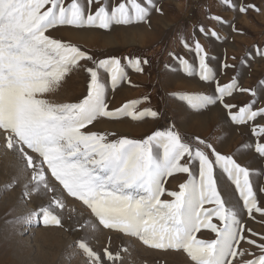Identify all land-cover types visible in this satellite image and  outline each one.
<instances>
[{"label":"snow or ice","instance_id":"obj_1","mask_svg":"<svg viewBox=\"0 0 264 264\" xmlns=\"http://www.w3.org/2000/svg\"><path fill=\"white\" fill-rule=\"evenodd\" d=\"M223 2L226 6L229 4V0ZM93 3L95 0H87V5L83 0H73L65 7L63 0H0V127L14 133L15 144L14 137L9 136L8 147H17L32 169L30 190L45 196L55 192L45 176L43 164L46 162L51 176L71 196L83 201L106 228L138 236L152 248L183 249L195 264H233L237 256L240 260L235 264H264V254L247 260L244 259L247 251L237 250L239 241L247 240L242 221L235 208L226 207L214 176V166L218 165L234 181L248 213L261 212L264 205L257 206L248 167L241 166L231 155L220 154L213 143L182 135L171 119L170 126L146 139L108 140L105 135L88 130L87 126L101 117L130 116L139 121L164 116L163 111L151 106L148 95L115 110H109L106 101L105 74L111 89L115 90L129 80L127 69L143 73L145 66L150 65L148 58L98 59L79 46L45 34L58 25L110 29L112 25L147 22L153 9L161 10L155 0H146V3L131 0V8L123 2L114 7L99 6L94 12L91 11ZM46 4L51 7L41 12ZM233 6L240 11L249 7L234 3ZM215 19L220 21L221 18ZM197 30L205 36L221 39L215 31L209 32L205 27ZM182 46L198 57L200 80L214 83L216 73L209 65L216 57L210 55L195 36L191 38V46L189 43ZM169 55L180 61L184 73L193 75V65L187 59L178 53ZM81 61L86 63L81 64ZM172 67L170 62L165 63L163 71L168 73ZM223 67L230 65L224 63ZM81 69L89 75V84L79 102L59 103L44 98L63 86L67 74ZM261 87L264 88V84ZM238 88L241 92L248 91L234 81L226 86L215 84L214 93L181 96L180 99L187 100L193 108L219 103L229 110L231 121L237 125L254 122L257 117L264 119V106L255 110L261 103L257 99L261 93L255 90L247 105L232 114L234 105L226 102V98L232 97ZM142 102L148 106L137 111ZM253 131L264 136V127ZM153 145L163 147L162 157L153 154ZM24 146L36 154L35 159L41 161L39 167ZM255 151L264 156V143L256 144ZM210 155L214 159H210ZM192 162H198V180L193 176L181 186V191L167 193L174 200H162L166 178L173 173L192 175ZM53 203L61 206L60 199L52 196L48 206L39 210L44 225H61V220L53 214ZM205 204L215 207L205 208ZM213 216L223 222L222 227L211 222ZM20 222L31 223V219L23 217ZM202 226L210 228L217 238L198 240L196 233ZM247 242L255 244L254 240ZM81 247L99 264L96 252L87 244ZM259 247L264 253V244ZM108 257L115 258L111 253Z\"/></svg>","mask_w":264,"mask_h":264},{"label":"rangeland","instance_id":"obj_2","mask_svg":"<svg viewBox=\"0 0 264 264\" xmlns=\"http://www.w3.org/2000/svg\"><path fill=\"white\" fill-rule=\"evenodd\" d=\"M71 2L73 0H63L65 7ZM83 2L87 5V0ZM122 2L131 8V0H95L91 11L94 12L99 6H118ZM137 2L146 3V0ZM155 3L161 10L157 12L153 9L147 22L112 25L110 29L58 25L45 33L50 38L61 39L63 43L79 46L81 50L98 59L110 56H140L150 60V65L145 66L143 73L127 69L129 80L121 83L115 90L111 89L105 74L106 101L109 110H115L126 102L142 100L148 95L151 98V106L163 111L164 116L139 121L130 116L115 119L101 117L92 125H88V130L105 135L108 140L146 139L157 130H165L170 126L171 119L175 121L176 129L182 135L199 137L213 143L220 154L231 155L241 166L248 167L257 206L264 205V191L261 190L264 189V156L255 151L256 144L264 143V136L253 131L264 127V119L257 117L254 122L237 125L231 121L229 110L219 103L207 108H193L187 100L180 99L181 96L211 94L215 91V84L226 86L235 81L248 91L241 92L238 88L232 97L226 98V102L234 105L232 114H235L239 107L247 105L254 90L261 93V96L257 97L261 103L255 110L258 111L259 107L264 106V88L261 87L264 84V55H261L264 51V0H229L227 6L223 0H155ZM233 3L249 7L246 11H240ZM49 7L51 4H46L41 12ZM215 17H220V21ZM199 27H205L209 32L215 31L221 39L205 36L197 30ZM193 36L210 55L216 57L209 65L216 73L214 83L200 80L198 57L182 46L184 43L191 46ZM120 39L127 42H121ZM170 53H178L180 57L187 59L193 65V75L184 73L180 61L170 57ZM169 62L173 67L165 73L163 65ZM224 63L230 67L224 68ZM88 84L89 75L84 70L73 71L66 75L62 87L44 98L59 103L79 102L86 95ZM147 106V103L142 102L137 106V111ZM0 136L6 139L7 149L13 156L12 160H6L5 155H0V264H96L81 247L82 244H87L99 255V264H195L183 249L152 248L138 236L106 228L83 201L71 196L59 181L51 176L46 162L43 164L45 176L50 186L55 188V192L45 196L31 191L32 184L28 182L32 169L28 167L26 159L17 147H8V138L14 137V133L0 127ZM13 143L15 144V137ZM24 147L28 154L34 156V164L39 167L41 161L35 159L36 154ZM153 154L162 157L163 147L153 145ZM210 159H214V156L210 155ZM14 163H17V166ZM21 164L28 171L22 168ZM191 172L192 175L173 173L167 177L166 191L161 199L174 200L168 192L181 191V186L188 183L193 176L198 180V162H192ZM214 176L226 207L238 211L244 229L243 235L247 240L255 241V244H249L247 240L242 239L237 245V250L247 251L244 259H257L264 254L259 247L264 244V209L249 214L234 181L218 165L214 166ZM52 196H57L61 202V206L52 204L53 214L61 220V225H44L42 222L39 210L42 206H48ZM204 207L214 208L215 205L205 204ZM23 217L34 218L28 225L20 222ZM211 222L218 227L223 224L215 216L211 217ZM196 238L212 241L217 236L210 228L202 226L196 233ZM109 253L115 258L109 259ZM238 260L240 257H235L233 264Z\"/></svg>","mask_w":264,"mask_h":264},{"label":"bare ground","instance_id":"obj_3","mask_svg":"<svg viewBox=\"0 0 264 264\" xmlns=\"http://www.w3.org/2000/svg\"><path fill=\"white\" fill-rule=\"evenodd\" d=\"M262 16H264V15H262ZM264 25V24H263ZM262 25V26H263ZM254 26V25H253ZM134 39V38H133ZM121 40V39H120ZM124 40V39H123ZM123 40H121V42L123 41ZM128 41H129V39H127ZM119 41V40H118ZM121 42H120V44H121ZM124 42H125V40H124ZM127 42V41H126ZM125 42V43H126ZM134 42V41H133ZM146 42H148V41H146ZM145 42V43H146ZM136 43V42H135ZM160 45V44H159ZM142 46V45H141ZM144 48H146V47H144ZM132 49V48H131ZM134 49V48H133ZM137 49V48H136ZM135 50V49H134ZM130 51H132V50H130ZM163 69V68H162ZM71 78V77H70ZM70 80V79H69ZM69 85V84H68ZM71 85V84H70ZM73 99H75V97L73 98ZM202 124L204 125V123L202 122ZM207 124V123H206ZM204 127V126H203ZM206 127H207V125H206ZM212 127V126H211ZM200 131H202V130H200ZM203 131H207V130H204L203 129ZM6 133V132H5ZM2 134V133H1ZM3 134H4V132H3ZM7 134V133H6ZM6 136V135H5ZM220 136V135H219ZM1 137V136H0ZM2 154L3 155H5V157H6V160H12V155H11V153L9 152V150L7 149V146H6V139L4 138V136L2 137V138H0V155H1V157H2ZM19 159V158H18ZM19 161V160H18ZM5 162H7V161H5ZM19 163V162H18ZM5 164V163H4ZM15 164V163H14ZM24 164V163H23ZM16 166H17V163L15 164ZM7 167H9L10 168V165H6ZM13 166V165H12ZM21 166H22V164H21ZM24 166V165H23ZM22 166V168H24ZM6 167V168H7ZM18 167H20V166H18ZM4 168H5V166H4ZM5 168V169H6ZM9 168L7 169L8 170V172H10L9 171ZM16 169V168H15ZM24 169H26V168H24ZM27 170V169H26ZM19 171V170H18ZM21 171V170H20ZM19 171V172H20ZM28 171V170H27ZM22 172V171H21ZM30 172V171H29ZM1 173V172H0ZM4 173V172H3ZM11 173H13V172H11ZM10 173V174H11ZM7 174V173H6ZM17 174V173H16ZM20 174V173H19ZM21 175V174H20ZM29 175H30V173H29ZM18 176V175H17ZM24 176V175H23ZM26 176V175H25ZM27 177V176H26ZM28 177H30V176H28ZM10 178V177H9ZM12 178V177H11ZM15 178V177H14ZM20 179H21V177H19ZM23 178V177H22ZM17 179V178H16ZM29 179V178H28ZM30 179H31V177H30ZM12 183V182H11ZM24 183V182H23ZM29 183V182H28ZM25 184V183H24ZM24 186V185H23ZM53 186V185H52ZM27 187V186H26ZM21 188V187H20ZM28 192V191H27ZM28 194V193H27ZM34 218V217H33ZM32 217H30V219H31V222H32V219H33ZM28 225L30 224V223H27ZM27 226V225H26ZM29 227V226H28ZM27 227V228H28ZM114 234V233H113ZM115 236V235H114ZM24 243V242H23ZM26 243V242H25ZM9 247V246H8ZM74 259V258H73ZM68 261V260H67ZM92 262V261H91ZM95 263V262H94ZM66 264V263H65Z\"/></svg>","mask_w":264,"mask_h":264}]
</instances>
